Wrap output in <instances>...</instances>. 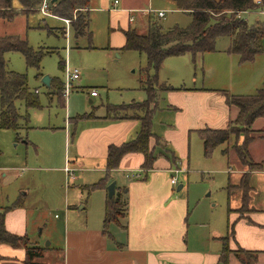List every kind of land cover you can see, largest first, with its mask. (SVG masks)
Instances as JSON below:
<instances>
[{
    "label": "rangeland",
    "instance_id": "rangeland-1",
    "mask_svg": "<svg viewBox=\"0 0 264 264\" xmlns=\"http://www.w3.org/2000/svg\"><path fill=\"white\" fill-rule=\"evenodd\" d=\"M118 2L113 7V0H92L89 13L90 35L78 38H75L70 24H65L58 17L44 16L38 11L25 16L18 15L13 24L5 30L7 33L26 38L28 45L42 57L37 70L28 67L20 53L12 52L6 55L7 67L24 74L32 92L38 90L40 107L27 109L23 102L17 103L19 113L26 118L21 120L20 129L15 132L0 128V211L5 208L4 206L11 205L12 200L18 197L23 198L26 205L33 206L34 212L28 216L27 233L30 238L26 237V240L44 249L43 257L39 261L46 264H61L62 254L58 251L62 250L63 246L67 202L70 205L69 227L81 225L85 221L103 226L101 214L99 216L96 214L98 211V203L94 202L96 193L93 191L88 193L84 189L81 193L82 198L79 199L74 194L77 188H70L72 185L82 183L81 179L76 178L77 175L80 177L83 174L84 179L97 181L93 179H96L99 173L74 172V178L66 180L65 173L60 169L65 164V155L67 153L68 156L71 155L70 141L65 146L63 133L52 131V128L66 127L72 134L74 126L66 124L68 119L75 120L76 116L85 113L93 115L105 111L108 116L116 118H137L146 111V107H140L136 103L145 98L140 89L141 81L143 80L147 87L153 84L151 83L153 79L148 77L144 70L147 68L146 57L133 50L114 49L115 46L121 47L122 34L118 33L119 31H111L110 28L116 29L125 23V14L121 10L126 3H130L129 7L133 9L152 12L150 16L159 22L163 29L175 25L184 28L191 21L188 13L179 12L172 0H118ZM259 5L260 8L257 10L242 14V19L248 24L263 21L264 6ZM157 11H163L165 17L157 19L155 16ZM132 15L135 21L131 27L141 34L145 33L147 16L136 10ZM5 31L0 25V35ZM228 45L227 37L216 40L217 48L225 49ZM60 62L64 63L63 69L60 68ZM73 69L78 71L79 79L70 81L68 94L65 96L67 71ZM150 74L153 72L149 71ZM44 76L59 83L57 94L48 96L49 88L42 82ZM157 79L153 91L154 102L149 106L150 113L158 109L155 113V122L174 121V111L170 113L164 110L167 104L164 90L167 87L211 88L227 91L228 94H254L264 82V52L257 55L253 61L244 63H240L237 56L221 52L204 54L196 58L194 63L188 54L170 57L159 67ZM91 90L96 91V97L89 95ZM108 105L123 106L112 110ZM190 139L186 157L180 158L175 154L179 158V164L165 147L162 148L164 145L157 139H150L149 143H154L152 150L157 157H163L171 164L172 171L163 170L159 175H163L169 183L171 178L175 177L177 183L171 186L172 194L182 199L188 208L186 222L189 228L185 238L189 250L202 253L215 251L213 241L207 240L205 244L202 242L203 237L209 238L212 229L225 236L229 207L227 183L231 170L227 167L226 158L221 155V146L213 151L211 157L205 158L200 139L194 135H191ZM234 140L231 138L230 141ZM34 145L39 146V155L35 153ZM254 146V152L258 153V145ZM228 151L230 152V148H227ZM251 162L253 164L251 168L236 162L244 171L240 173L238 181H231L236 185L232 184L229 188L231 195L235 197L234 202L231 201L229 205L231 207L238 202L234 213L239 216L251 211L248 196L251 191L250 189L246 191L247 194L243 192L239 188L240 180L244 176L250 179L251 172L262 167L261 163H256L252 159ZM140 171L138 170L134 176L140 177L138 175ZM262 183L263 181L257 179V185L254 187L256 207L257 205L262 207L263 204L264 193L260 189ZM179 185L183 186L181 190H177ZM246 196L247 198H244ZM86 202L85 209L78 210L81 204L84 205ZM119 208V217L122 218L124 210L121 202ZM112 228L114 227L111 225L108 230L115 231ZM229 239L225 240L226 246L230 242ZM239 253L243 258L251 257Z\"/></svg>",
    "mask_w": 264,
    "mask_h": 264
},
{
    "label": "crops",
    "instance_id": "crops-1",
    "mask_svg": "<svg viewBox=\"0 0 264 264\" xmlns=\"http://www.w3.org/2000/svg\"><path fill=\"white\" fill-rule=\"evenodd\" d=\"M91 1L89 2V13ZM129 4L126 3V6L121 10L125 14V23L119 28H110L111 31H119L118 33L122 34L121 30H126L134 24L135 20L129 22L128 17L137 9L129 7ZM115 6L113 5V7ZM17 8L18 10L20 9L18 5ZM131 10L132 12L129 13ZM244 13L246 12L240 14L241 18V15ZM49 16L53 15L50 14ZM14 20L7 22L0 19V25L4 27L5 31L13 24ZM61 20L67 24L64 19ZM2 35L14 34L5 31ZM121 44H124L123 34ZM113 48L119 50L120 47L117 48L115 46ZM215 48L216 51L206 54L212 55L221 52L225 55L237 56L227 53L228 47L220 49L215 44ZM202 56L198 55L196 58ZM238 60L240 62L239 57ZM141 91L145 94V98L140 101L143 102L147 98V94L144 90L141 89ZM164 91H166L165 95L167 99L164 110L170 113L174 111V121L165 120L163 123L159 120L155 122V113L158 110L155 109L152 113L151 127V131L155 137L151 139H158L164 145L162 148L165 147L167 152H170L177 160L178 164L179 158L175 154H178L180 158L186 157L187 145L190 144L191 135L199 138L197 131L204 128L226 129L238 117V108L234 105H229L223 95V92L227 91L183 86L167 87ZM48 96L51 97L52 95ZM66 124L74 126L72 134H70V131L66 127L52 128V131L63 133L65 146L70 141L69 148L71 155L68 156V153L65 155L64 166L69 164L76 173H99L96 177L93 176L96 178L93 180L97 181L86 180L83 174L80 177L76 176V178L82 180V183L69 187L71 189L73 187L77 188L74 194L80 199L82 198V190L86 186L97 183L104 177L108 147L110 145L118 146L136 138L141 124L137 118H116L108 116L105 111L94 113L93 115L85 113L76 116V119L72 121L69 118ZM251 129L258 130L261 133L256 134L255 138L249 143L247 147L248 155L250 160L252 159L256 163H261L262 167L259 170L251 172V178L249 179L251 193L248 194L251 211L244 216L234 213L238 207V202L230 207L229 203L231 201L234 202L233 199L235 197L233 198L230 189H228V186L231 187L232 184H235L231 181H238L240 173L244 171L237 166L236 162L241 166H248L240 161L233 147L235 144L239 145L243 142L244 135L242 133L237 137L231 135L226 142L216 147L221 146V155L226 158L227 167L231 170L228 173L230 179L227 183V204L232 211L228 214L227 226L228 222L231 223L233 231L232 235L227 237L230 238V242L227 244L230 253L226 255L225 264H243L233 253L238 250L250 252L248 255L251 257L244 258L250 264H264V199L262 207L260 205L256 207L254 204L257 201L253 197L256 193L254 187L257 185V179L263 181L260 189L264 193V116L256 118L252 122ZM231 138L235 140L231 142ZM200 141L202 143L201 139ZM254 145H258V153L254 152ZM149 147L151 150L152 148L154 149V143H149ZM34 148L35 153L39 155V146L34 145ZM227 148H230V152H227ZM143 161L144 157L141 153L124 155L120 160L118 168L111 171L109 183L102 188L93 190V193H96L94 202L98 203L96 214L98 216L101 214L103 221L105 204L108 199L107 186L112 181H115V187L125 188L123 195V199L126 201L125 215L119 218V223H111L106 229L102 225L86 221L81 225L69 227L70 205L68 202L65 204L67 221L63 229L62 250L59 249L58 251V253L61 252L62 254L61 264H222L224 260H222L221 252L227 239V230L225 236L221 235V232L218 230L212 229L209 232V238L203 237L202 243L205 244L207 240L215 243V251H204L203 253L200 251H190L185 238L187 237L189 228L186 222L189 215L188 208L187 206L185 207V202L182 199L173 196L171 186L174 185L170 184L163 175H159V172L163 170L172 171L170 168L171 164L163 157H156L152 165L153 169L147 170L141 168ZM64 166L60 169L62 172H64ZM138 170L141 171L139 172L140 174L138 173L140 177L137 178L134 174ZM131 173L132 175L130 176ZM180 186L181 190L183 186ZM86 206L87 202L84 205L81 204L78 210L81 211ZM4 207L6 210L4 215L6 230L12 234L30 238L27 233L28 216L34 212L33 206L31 204L26 205L23 198L18 197L12 200L11 205ZM111 225L115 231L108 230L111 228ZM103 230H106V232ZM240 252L245 254V252ZM25 259L26 254L23 246L12 247L8 244H0V264H25ZM41 263L46 264L45 262Z\"/></svg>",
    "mask_w": 264,
    "mask_h": 264
},
{
    "label": "trees",
    "instance_id": "trees-1",
    "mask_svg": "<svg viewBox=\"0 0 264 264\" xmlns=\"http://www.w3.org/2000/svg\"><path fill=\"white\" fill-rule=\"evenodd\" d=\"M43 0H0V19L11 22L19 15H26L30 12L39 11ZM48 11L51 15L60 19L69 20L75 38L83 35H90L89 32V2L90 0H47ZM177 9L188 13L191 21L188 26H172L163 29L162 25L147 15V27L145 33L141 34L135 28L128 27L121 30L124 36V44L119 48L122 50H133L144 54L147 61V68L144 69L148 77L153 81L149 87L141 81L140 89L144 90L147 98L137 103L140 107H146L142 116L137 117L140 121V130L136 138L122 143L121 145H110L107 150L105 175L97 183L86 186L89 192L104 187L111 180V171L118 168L122 157L129 153H141L144 161L141 168L150 170L156 160V155L149 147V140L154 136L151 131L152 115L149 106L153 103L154 87L157 84V71L162 62L170 57H177L189 54L192 62L198 55H204L216 51V40L220 37L229 38L227 53L235 54L240 62L253 61L255 56L264 52V20L255 24H248L240 17L242 12L257 10L264 0H172ZM20 7L18 10L17 5ZM157 18V17H156ZM158 19V18H157ZM20 53L28 67L39 69V62L42 55L34 51L27 43L26 38L18 35H0V128L11 129L17 132L20 129L21 120H26L19 113L17 103L23 102L27 109L38 108L39 100L37 93L32 92L28 87L27 78L24 74L17 73L7 67L6 55L8 53ZM60 68L64 63L60 62ZM152 69L153 74L149 75ZM58 82L50 81L48 95L57 94ZM226 102L238 108L237 119L230 123L226 129L204 128L197 131L203 144V155L211 157L215 148L226 142L231 135H244L241 144L233 147L241 162L251 164L247 147L261 132L252 130V122L264 116V82L263 86L251 95H233L223 92ZM122 106H111V109H118ZM153 113V112H152ZM126 118V117H122ZM158 141V139H157ZM230 186H228V189ZM239 188L243 192L249 191V179L244 176L241 179ZM125 188L115 187L113 198L107 199L103 217L104 229L111 223H119V206L124 210L126 201L123 199ZM247 194V192H246ZM245 194V195H246ZM244 198H247L244 197ZM245 202V200H243ZM5 209L0 211V244H8L12 247L23 246L25 248V264H44L39 261L43 256L44 249L28 243L26 236H18L8 232L4 224ZM228 214L231 209L228 207ZM232 224L228 222L226 238L232 235ZM240 251L248 254L250 252L238 250L234 255L243 263L250 264L241 255ZM222 260L230 253L224 244L221 252Z\"/></svg>",
    "mask_w": 264,
    "mask_h": 264
},
{
    "label": "built area",
    "instance_id": "built-area-1",
    "mask_svg": "<svg viewBox=\"0 0 264 264\" xmlns=\"http://www.w3.org/2000/svg\"><path fill=\"white\" fill-rule=\"evenodd\" d=\"M117 3H118V1L114 0L113 5L115 6ZM39 12L41 14H43V15H48V16L50 15V13L48 11V1L47 0H43L42 1L41 5L39 7ZM131 12H132V10L129 11V13H131ZM136 12H141L145 16H147V15L152 13L149 10H144V9L136 10ZM155 14H156L155 16L158 19H163L165 17V13L163 11H157V12H155ZM128 20H129V22H133L134 16L133 15H129ZM65 22L67 24H69V20H65ZM78 78H79V73H78V71L76 69L67 71V80L65 82V89H64V95L65 96L68 94L70 81L71 80H78ZM35 92L37 93V90H35ZM90 96H92V97L97 96L96 91L95 90H91L90 91ZM63 171H64V173L66 175V180H68L69 178H74V170L69 166V164L68 165L66 164L64 166ZM174 172H178V170H174ZM170 183L172 185H176L177 181H176L175 177L171 178Z\"/></svg>",
    "mask_w": 264,
    "mask_h": 264
},
{
    "label": "water",
    "instance_id": "water-1",
    "mask_svg": "<svg viewBox=\"0 0 264 264\" xmlns=\"http://www.w3.org/2000/svg\"><path fill=\"white\" fill-rule=\"evenodd\" d=\"M50 78L49 77H47V76H44L43 78H42V82H43V84L45 85V86H47L48 88L50 87ZM115 181H112L108 186H107V197H108V199H111V198H113V196H114V193H115ZM180 188H181V186L179 185L178 187H177V190H180Z\"/></svg>",
    "mask_w": 264,
    "mask_h": 264
}]
</instances>
